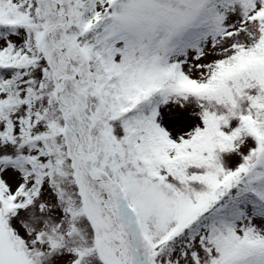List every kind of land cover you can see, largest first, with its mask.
I'll use <instances>...</instances> for the list:
<instances>
[{"label":"snow or ice","instance_id":"6c2138e0","mask_svg":"<svg viewBox=\"0 0 264 264\" xmlns=\"http://www.w3.org/2000/svg\"><path fill=\"white\" fill-rule=\"evenodd\" d=\"M0 264H264V0H0Z\"/></svg>","mask_w":264,"mask_h":264}]
</instances>
